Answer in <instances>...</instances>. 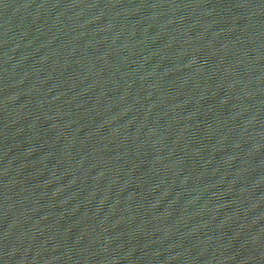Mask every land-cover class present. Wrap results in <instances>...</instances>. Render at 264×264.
<instances>
[{
  "label": "water",
  "instance_id": "obj_1",
  "mask_svg": "<svg viewBox=\"0 0 264 264\" xmlns=\"http://www.w3.org/2000/svg\"><path fill=\"white\" fill-rule=\"evenodd\" d=\"M0 264H264V0H0Z\"/></svg>",
  "mask_w": 264,
  "mask_h": 264
}]
</instances>
